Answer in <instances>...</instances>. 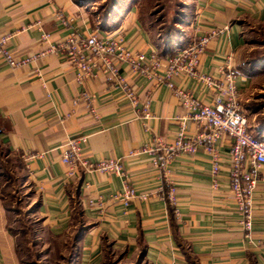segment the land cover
<instances>
[{
	"label": "crops",
	"instance_id": "obj_1",
	"mask_svg": "<svg viewBox=\"0 0 264 264\" xmlns=\"http://www.w3.org/2000/svg\"><path fill=\"white\" fill-rule=\"evenodd\" d=\"M192 5L185 38L190 44L208 37L199 55L201 70L218 79L220 68L232 57L248 129L264 139V58L250 63L245 30L251 22L264 24V0H194ZM89 6L84 0H0V31L17 33L10 44L12 53L35 56L18 67L0 65V144L21 159L38 194L37 211L44 225L51 234L65 236L78 217L73 264H264V168L254 193L251 237H246L229 186L228 136L216 143L221 158L217 186L204 149L176 157L166 170L158 169L152 165L154 156L141 151L145 144L155 136L171 140L182 120L190 132L197 131L179 96L166 83L155 86L154 79L123 64L139 96L135 104L101 75L80 83L77 69L51 50L75 31L82 36H121L147 55L175 52L156 43L140 17L138 1H124L105 17ZM173 82L207 102L216 91L214 85L190 76ZM84 89L95 94L97 118L84 101L73 102ZM149 95L155 117L138 118L137 110ZM79 135L88 136L82 155L90 161L121 160L138 194L129 204L115 199L124 188L117 174L82 167L73 177L66 175V141ZM29 153L35 156L27 159ZM169 181L176 188L174 204L167 197ZM144 193L146 199L140 197ZM13 247L17 243L8 231L0 188V264H11Z\"/></svg>",
	"mask_w": 264,
	"mask_h": 264
},
{
	"label": "built area",
	"instance_id": "obj_2",
	"mask_svg": "<svg viewBox=\"0 0 264 264\" xmlns=\"http://www.w3.org/2000/svg\"><path fill=\"white\" fill-rule=\"evenodd\" d=\"M16 35L14 31H0V65L18 67L28 64L35 58L34 55L16 57L12 53L10 44ZM44 38L48 40L50 35L45 34ZM207 42L208 37H202L166 56H160L156 51L147 55L144 51L126 44L121 36L97 34L82 36L72 31L53 44L51 50L58 52L77 69V80L80 83L101 75L112 84L121 87L135 104L140 102L139 96L123 73V64L154 79L155 86L166 83L179 96L187 107L186 118L195 122L197 131L190 132L182 120L171 140L155 136L151 144H145L141 151L154 156L152 165L158 169L166 170L168 164L176 157L184 154L194 155L200 149H204L210 155L212 163L213 186H217L221 158L216 143L220 137L228 136L231 140L229 186L242 214L241 223L245 235L251 237L255 208L254 193L264 168V139L248 129V117L240 103L238 72L232 65V57L229 56L227 62L220 68L218 79L211 78L201 70L199 55L205 50ZM181 76H190L200 82L214 85L216 91L212 101L198 99L191 92L176 86L173 79ZM80 101L86 103L89 112L95 118L99 117L93 92L82 90L73 100L74 104ZM149 101L150 95L141 102V109L137 110L138 118L148 120L155 117L150 111ZM87 141V135L67 139L62 156V162L67 168L66 175L73 177L82 167L89 172L101 170L117 174L123 177L124 188L115 195V199L129 204L138 194L121 160L105 158L98 162L90 161L82 155V148ZM26 156L29 159L35 154L29 153ZM169 184L167 197L174 204L176 188L171 181ZM140 197L146 199L147 194H141Z\"/></svg>",
	"mask_w": 264,
	"mask_h": 264
},
{
	"label": "rangeland",
	"instance_id": "obj_3",
	"mask_svg": "<svg viewBox=\"0 0 264 264\" xmlns=\"http://www.w3.org/2000/svg\"><path fill=\"white\" fill-rule=\"evenodd\" d=\"M84 1L100 17H105L127 0ZM136 1L143 23L152 30L161 48L174 52L189 45L185 34L194 13V0ZM245 30L251 50L250 63H255L264 58V24L251 22ZM0 188L7 210L8 231L17 243V249L13 247L9 253L11 264H73L78 226H81L78 217H75L76 227L65 236L51 234L37 211L38 194L27 178L21 159L1 144Z\"/></svg>",
	"mask_w": 264,
	"mask_h": 264
}]
</instances>
